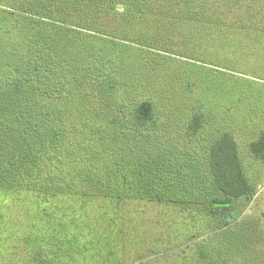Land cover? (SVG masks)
I'll return each instance as SVG.
<instances>
[{
    "label": "rangeland",
    "instance_id": "1",
    "mask_svg": "<svg viewBox=\"0 0 264 264\" xmlns=\"http://www.w3.org/2000/svg\"><path fill=\"white\" fill-rule=\"evenodd\" d=\"M249 1L236 0L223 21L184 7L124 8L133 14L123 23L132 30L127 37L139 38L145 52L123 42L110 56L121 68L120 108L102 112L89 96L66 105L73 117L63 121L61 154L47 150L42 177L13 187L0 182V264H264V159L249 152L264 133V0L248 11ZM2 14L0 64L17 60L27 27ZM13 70L0 65V85ZM137 99L153 105L151 135L138 134L127 118ZM226 132L254 190L214 216L206 202L208 155ZM159 142L175 165L161 169L173 171L180 191L166 202L138 178L140 169L148 174L154 157L147 152Z\"/></svg>",
    "mask_w": 264,
    "mask_h": 264
},
{
    "label": "trees",
    "instance_id": "2",
    "mask_svg": "<svg viewBox=\"0 0 264 264\" xmlns=\"http://www.w3.org/2000/svg\"><path fill=\"white\" fill-rule=\"evenodd\" d=\"M1 1L5 19L22 20L27 26L23 37L16 42L17 60L0 64L10 69L14 67L13 74L0 85V182L11 187L28 178L42 177L40 161L51 157L46 154L48 149H56V156L61 154V137L67 128L63 121L70 115L73 117L66 105L71 107L76 99L89 96L102 112L113 114L111 111L120 108L116 92L122 85L121 68L111 65L110 58L122 50L123 42L135 43L140 54L145 52L139 38L127 37L132 30L123 23L133 14L128 17L132 11L125 12V7H139L138 10L144 6L181 10L184 7L194 14L201 11L208 18L220 20L231 19L235 13L233 5H236V0H196L199 4L195 0H11L10 3L5 1L6 4ZM252 1L246 4L247 10ZM118 3L122 7H118ZM14 11H21L23 15L13 17ZM230 19L229 22H233ZM127 118L138 134L151 135L147 131L155 114L150 100L137 99ZM194 118L192 129L196 131L200 118ZM115 121H110L109 125ZM84 125L90 127L88 123ZM107 126L108 121L106 127L103 125L98 130L104 131ZM140 135H135L138 137L134 141L136 145ZM249 152L264 159V133L250 143ZM147 153L154 157L148 159L151 162L148 174L140 169L141 175H138L142 183H150L146 190L161 202L178 196L180 191L171 182L173 171L161 169L175 166L170 163L173 157L170 148L159 142L158 149ZM143 158L141 154V160ZM208 166L212 188L206 202L211 215L229 213L234 199L252 194L253 184L229 132L221 134L210 147ZM111 171L110 167L108 174ZM16 175L19 178H15ZM92 180L88 177L87 182ZM111 184L108 178V185ZM219 264L232 263L222 260Z\"/></svg>",
    "mask_w": 264,
    "mask_h": 264
}]
</instances>
